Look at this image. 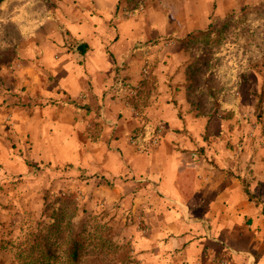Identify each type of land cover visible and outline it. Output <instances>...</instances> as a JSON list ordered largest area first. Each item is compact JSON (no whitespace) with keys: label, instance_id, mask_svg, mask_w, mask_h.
Segmentation results:
<instances>
[{"label":"rangeland","instance_id":"rangeland-1","mask_svg":"<svg viewBox=\"0 0 264 264\" xmlns=\"http://www.w3.org/2000/svg\"><path fill=\"white\" fill-rule=\"evenodd\" d=\"M238 10L242 20L228 23L226 16ZM192 30L205 33L195 43H181L179 38ZM81 42L101 52L100 78L111 76L114 89L125 86L134 50L155 48L151 58L136 57L134 74L148 79L151 90L157 75L172 94L184 86L185 99L201 120L194 125L197 146L190 155L223 169L231 162L229 171L240 177L248 199L264 214V0H10L0 6V264H29L16 257L17 243L56 218L60 227L73 230L99 222L113 229L117 242L131 244L118 238L117 226L109 222V203L102 206L104 196L95 192L100 171L84 164L95 162V141L80 151L73 148L70 162H52L51 149L31 145L25 124L31 118V94L45 85L31 82L32 66L38 65L40 81L52 80L37 51L60 44L70 53ZM197 62L203 64L194 75L198 90L191 94L199 108L187 98L186 70ZM255 94L263 98L261 118L255 114ZM50 99L40 93L39 106L52 104ZM85 106L70 107L81 113ZM162 128L155 125L151 139L156 135L158 141ZM79 154L93 156L82 162ZM51 209L56 218L47 215Z\"/></svg>","mask_w":264,"mask_h":264},{"label":"crops","instance_id":"crops-1","mask_svg":"<svg viewBox=\"0 0 264 264\" xmlns=\"http://www.w3.org/2000/svg\"><path fill=\"white\" fill-rule=\"evenodd\" d=\"M77 45L70 53L60 44L37 51L52 80L40 81L38 65L32 66L31 82L45 85L31 94L34 106L25 123L31 145L51 149L52 162H70L73 148L80 151L95 141V162L84 164L100 171L95 192L104 196L102 206L109 203V222L119 239H130L141 264H249L248 254L253 264H264L261 205L248 199L240 177L229 171L231 162L223 169L190 155L197 146L194 125L201 120L185 99L184 86L172 94L157 75L156 90L148 92L142 86L146 78L134 74L138 59L151 58L155 48H136L125 86L114 89L111 76L100 78L101 52L88 46L81 52ZM40 93L53 103L40 107ZM77 102L89 108L77 113L70 107ZM159 123L160 137L150 145ZM92 156L79 154L82 162Z\"/></svg>","mask_w":264,"mask_h":264},{"label":"trees","instance_id":"trees-1","mask_svg":"<svg viewBox=\"0 0 264 264\" xmlns=\"http://www.w3.org/2000/svg\"><path fill=\"white\" fill-rule=\"evenodd\" d=\"M8 1L10 0H0V6L8 3ZM241 12L242 10L230 12L226 16L228 23H233L234 20H242L240 17ZM204 33L205 31L202 30H192L184 37L179 38V41L184 44L186 42L195 43L198 36ZM212 34L215 33L212 31ZM77 46L81 52H84L87 48L85 42H81ZM202 64L197 62L194 67L186 70L189 80L187 98L195 104L196 108H199V101L198 98H193L191 92L198 90V83L194 79V75L198 73L196 69ZM245 77L246 74L242 71L240 78L244 79ZM148 83L149 81L146 79V83L142 86L150 92L151 89ZM255 98V114L257 118H261L263 98L261 95L256 94ZM244 192L247 197L250 196L247 189H244ZM63 200L62 197L61 201ZM53 214L56 218V213L51 209V213L47 215L53 216ZM42 228L43 230L33 228L28 233V239L17 243L16 257L18 260L27 261L29 264H46L47 262L59 260L63 264H136V260L131 256V244L117 242L110 226L96 222L90 229H63L59 226L56 218L52 222L44 223Z\"/></svg>","mask_w":264,"mask_h":264},{"label":"built area","instance_id":"built-area-1","mask_svg":"<svg viewBox=\"0 0 264 264\" xmlns=\"http://www.w3.org/2000/svg\"><path fill=\"white\" fill-rule=\"evenodd\" d=\"M159 131V130H158ZM157 141V136L155 135L152 139H151V142L152 144H154L155 142ZM247 258H248V262L249 264H253L254 263V258L252 257V255L248 254L247 255Z\"/></svg>","mask_w":264,"mask_h":264}]
</instances>
